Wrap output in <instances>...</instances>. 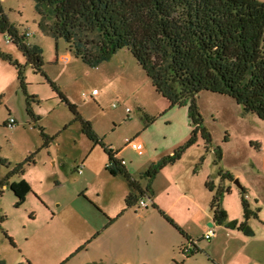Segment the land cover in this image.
Masks as SVG:
<instances>
[{"label": "rangeland", "instance_id": "1", "mask_svg": "<svg viewBox=\"0 0 264 264\" xmlns=\"http://www.w3.org/2000/svg\"><path fill=\"white\" fill-rule=\"evenodd\" d=\"M1 2L19 32L29 33L26 42L42 48L46 75L77 105L103 141L118 151L128 138L142 143L141 154L129 146L120 152L132 176L145 187L144 170L159 165L162 157L188 139L192 129L188 103L169 108L126 47L93 67L74 56L69 61L56 60L57 54L68 53L67 43L40 26L35 1ZM0 49L24 65L26 94L35 97L30 99L31 107L40 117L34 121L27 114L17 68L0 56V157L9 162L8 166L0 163V178L30 153L34 157L23 175L9 178V182L20 178L29 182L32 191L25 201L16 206L8 187L0 192V259L5 264H142L141 259L153 264V257L170 259L172 250H178V231L151 205L144 208L136 203L104 228L107 216L125 207L129 185L109 174L106 153L81 132L79 122L45 77L25 64L21 50L2 33ZM93 88L99 94L90 96ZM197 104L211 146L206 147L199 134L179 159L159 169L152 181L158 207L175 222L195 227L197 218L211 228L209 203L216 190H223L221 206L227 219L234 220L242 217L240 197L245 188L250 206L260 207L259 218H263L264 120L244 113L233 98L217 92L201 90ZM143 111L155 117L152 123L145 125ZM40 126L52 137L48 146H43ZM217 146L222 152L218 161ZM78 163L83 173L74 170ZM226 172L232 179L222 177ZM207 180L212 181L213 191L206 188ZM227 188L230 191H224ZM259 218L252 217L249 224L257 238L262 235ZM192 263L213 264L205 254L192 258Z\"/></svg>", "mask_w": 264, "mask_h": 264}, {"label": "trees", "instance_id": "2", "mask_svg": "<svg viewBox=\"0 0 264 264\" xmlns=\"http://www.w3.org/2000/svg\"><path fill=\"white\" fill-rule=\"evenodd\" d=\"M34 1L41 18L40 26L55 39L63 38L74 57L93 67L126 47L145 71L155 91L168 101L169 108L188 103V118L192 127L188 139L170 155L162 157L159 165L151 164L144 170L141 176L147 178V184L142 187L128 172L124 160L117 156L118 151L103 141L91 122L80 114L77 105L46 75L42 48L26 42V34L20 33L10 22L0 0V33L21 50L26 65L45 77L61 102L68 106L73 119L79 122L81 132L106 153L105 169L109 174L122 176L130 187L124 199V209L113 218L107 216L104 228L138 203L139 198L149 197L151 206L186 236L184 230L152 201L154 193L151 184L159 169L179 159L183 151L196 142L199 134L205 146H211V135L203 125L197 104L201 90L228 95L244 113L255 114L264 120V0ZM0 56L16 66L18 80L26 94L24 65L1 49ZM30 99L35 97L26 94V112L37 121L40 117L34 113ZM1 100L0 95V103ZM142 115L145 125L155 118L144 111ZM39 129L43 146H48L52 137L43 127ZM215 154L216 161L221 160L219 146L215 148ZM33 162V153H30L0 178V192L8 187L16 197V206L25 201L32 188L24 178L12 182L9 178L23 175L25 167ZM0 163L9 165L1 157ZM222 177L232 179L229 172L223 173ZM205 186L209 191L214 190L211 180H207ZM241 190V221L227 220V213L220 202L223 192L220 188L212 195L209 206L215 223L251 236L254 232L248 220L258 217L260 207L252 208L244 195L245 188ZM224 191L230 190L227 188ZM80 249L82 247L78 251ZM0 264L5 262L0 259Z\"/></svg>", "mask_w": 264, "mask_h": 264}, {"label": "crops", "instance_id": "3", "mask_svg": "<svg viewBox=\"0 0 264 264\" xmlns=\"http://www.w3.org/2000/svg\"><path fill=\"white\" fill-rule=\"evenodd\" d=\"M72 56H73V54L68 51V53L63 54L60 57L57 54L56 60L64 59V60L69 61V60H71ZM97 94H99V92ZM127 146L128 145L125 144L122 149H120L119 151L117 150L118 151L117 156L124 160L125 166H126L128 172L131 175H133L128 164L126 163L125 158L122 156V154L120 152L123 149H126ZM132 150L135 151L134 149H132ZM78 166H80V163L75 165L74 170L77 171ZM83 172L84 171L82 170L81 173H83ZM115 177H122V176L117 175ZM151 188H152V191L154 193V188H153L152 184H151ZM152 201L157 205V207L158 206L160 207L158 202L156 200H154V194L152 196ZM159 209H161V208H159ZM116 215H113V216L111 215L108 217L113 218ZM258 218H259V214H258ZM193 219H194V216H193V218L191 217L190 220H193ZM195 219H196V221H194V223H195V227L197 228L195 233H194V228H195L194 226L190 227L188 224L184 225L183 223H180L178 220H176L175 223L178 226L179 225L182 226L181 228L186 233V236L180 234L179 231L174 227L178 231V235L180 237V238H178L179 239L178 240V250H176V249L172 250V255H171L170 259H168L167 257H160V256L155 257V258L153 257V259H152L153 264L156 261L158 262V264H171V263L175 264L176 262H179V264H194V263H192V258L196 257L199 254H205L208 257V260L211 261L213 264H264V246H259V244H260L259 241L264 242V217L260 219V221H261L260 223L262 226L261 227L262 235L259 238L256 237L255 233H253V235L249 236V235L244 234L242 231H240L238 229H233V228L229 229L228 227H225L224 225L217 224L212 219V221H211L212 225H209L210 222H208V226H211V228L214 230V235L212 237L206 239V238H204V234L208 229H210V227L209 228L205 227L204 222H202L201 220L199 221L197 218H195ZM242 219L243 218L240 217L236 220L241 221ZM250 219L248 220V224H250ZM196 232H198V233H196ZM231 241H233V244H231ZM234 243L238 244L240 247H237V248L234 247L233 246ZM139 262H141L142 264H145L144 262H146V260L141 259Z\"/></svg>", "mask_w": 264, "mask_h": 264}, {"label": "built area", "instance_id": "4", "mask_svg": "<svg viewBox=\"0 0 264 264\" xmlns=\"http://www.w3.org/2000/svg\"><path fill=\"white\" fill-rule=\"evenodd\" d=\"M26 35H29V33H26ZM98 93V90L96 88H93L90 92V96H94ZM83 96H86V93H83ZM114 107L116 106L115 103L112 104ZM125 110L127 112L130 111V109L128 107L125 108ZM15 121L14 119L10 118V123L13 124ZM126 144L131 147L132 149H134L138 154L142 153V143L137 141L135 138H128L126 140ZM83 170V165L80 164V166L77 167V171L79 173H81ZM138 205L144 208H147L149 205H151V199L149 197H141L138 200ZM214 235V230L212 228L208 229L205 234H204V238L208 239L210 237H212Z\"/></svg>", "mask_w": 264, "mask_h": 264}, {"label": "water", "instance_id": "5", "mask_svg": "<svg viewBox=\"0 0 264 264\" xmlns=\"http://www.w3.org/2000/svg\"><path fill=\"white\" fill-rule=\"evenodd\" d=\"M235 182H237V181H235ZM237 184H238V183H237ZM238 186H240V185L238 184ZM209 225H212V223L210 222Z\"/></svg>", "mask_w": 264, "mask_h": 264}]
</instances>
